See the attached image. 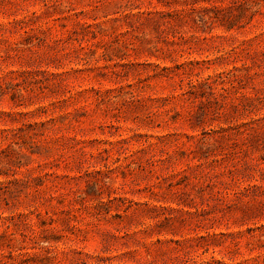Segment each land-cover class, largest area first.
Returning <instances> with one entry per match:
<instances>
[{
  "label": "rangeland",
  "instance_id": "obj_1",
  "mask_svg": "<svg viewBox=\"0 0 264 264\" xmlns=\"http://www.w3.org/2000/svg\"><path fill=\"white\" fill-rule=\"evenodd\" d=\"M0 264H264V0H0Z\"/></svg>",
  "mask_w": 264,
  "mask_h": 264
}]
</instances>
